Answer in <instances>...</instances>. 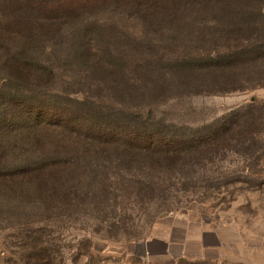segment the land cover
Listing matches in <instances>:
<instances>
[{"label":"rangeland","instance_id":"obj_1","mask_svg":"<svg viewBox=\"0 0 264 264\" xmlns=\"http://www.w3.org/2000/svg\"><path fill=\"white\" fill-rule=\"evenodd\" d=\"M189 5L184 30L151 25L139 13L100 12L108 24L104 48L121 59L126 91L136 95L128 104L109 96L113 91L108 80L77 67L62 68L56 87L80 91L87 108L111 116V129L159 130L163 145L157 147L163 152L253 99L264 102V87L219 92L212 81L199 79L187 86L173 74L175 63L200 62L226 51L210 34L214 11L193 0ZM245 12L236 4L217 19L231 24ZM101 93L108 97L100 98ZM140 139L137 146L143 147L150 140L146 134ZM253 148L255 152L248 154L198 151L171 163L150 162L143 154L111 153L106 159L93 155L82 162L94 169L86 178L85 202L45 205L0 200V264H104V259H115L124 245L150 235L163 219L187 215L215 217L240 229V244L233 245L225 264H264V137ZM102 249L109 256L105 258Z\"/></svg>","mask_w":264,"mask_h":264},{"label":"trees","instance_id":"obj_2","mask_svg":"<svg viewBox=\"0 0 264 264\" xmlns=\"http://www.w3.org/2000/svg\"><path fill=\"white\" fill-rule=\"evenodd\" d=\"M190 1L0 0V200L85 202L86 178L94 169L82 162L93 155L106 159L111 153L143 154L150 162L171 163L198 151L255 152L254 144L264 137V102L254 100L191 133L192 138L175 143L177 147L165 148L179 153L173 158L167 151L157 154L164 153L157 147L163 145L159 130L111 129V116L87 108L80 91L56 87L62 68H78L108 80L113 91L109 96L128 104L136 95L126 91L121 59L104 48L108 24L100 12L139 13L151 25L180 29L188 24L184 12L191 8ZM193 1L214 11L210 34L226 51L200 62L175 63L177 79L187 86L199 79L212 81L219 92L264 87V0ZM236 4L247 11L241 18L231 24L217 19ZM106 97L101 93L100 98ZM144 134L150 140L145 147L137 146Z\"/></svg>","mask_w":264,"mask_h":264},{"label":"crops","instance_id":"obj_3","mask_svg":"<svg viewBox=\"0 0 264 264\" xmlns=\"http://www.w3.org/2000/svg\"><path fill=\"white\" fill-rule=\"evenodd\" d=\"M217 219L191 215L163 219L150 235L124 245L104 264H225L233 245L240 244L241 231L233 222ZM99 252L109 256L106 249Z\"/></svg>","mask_w":264,"mask_h":264},{"label":"built area","instance_id":"obj_4","mask_svg":"<svg viewBox=\"0 0 264 264\" xmlns=\"http://www.w3.org/2000/svg\"><path fill=\"white\" fill-rule=\"evenodd\" d=\"M122 264H133V263L129 262V261H126V262H123Z\"/></svg>","mask_w":264,"mask_h":264},{"label":"water","instance_id":"obj_5","mask_svg":"<svg viewBox=\"0 0 264 264\" xmlns=\"http://www.w3.org/2000/svg\"><path fill=\"white\" fill-rule=\"evenodd\" d=\"M252 101H254V99Z\"/></svg>","mask_w":264,"mask_h":264}]
</instances>
